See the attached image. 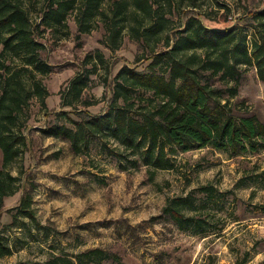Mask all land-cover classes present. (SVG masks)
<instances>
[{
	"label": "trees",
	"instance_id": "1",
	"mask_svg": "<svg viewBox=\"0 0 264 264\" xmlns=\"http://www.w3.org/2000/svg\"><path fill=\"white\" fill-rule=\"evenodd\" d=\"M204 1L110 0L105 8L106 0H0V212L4 200L20 191L23 172L13 175L11 169L27 148L32 104L44 116L50 114L43 79L54 69L43 57L42 40L67 39L70 18L78 47L83 36L101 25L99 43L110 54L119 51L125 39L137 47L134 66L115 71L101 50L87 53L59 89L61 110L39 130L42 136L67 143L74 156L96 148L122 170L124 162L133 169L145 167L151 181L157 172L175 169L173 159L179 152L210 148L229 158L264 152V120L237 115L232 104L249 69L264 83V8L249 13L243 26L216 30L203 25L199 15L208 19L205 14L191 13ZM100 73L110 96L104 111L94 115L87 109L99 101L86 98V93ZM196 193L210 200L216 190L203 186L184 197L168 198L162 214L179 230L202 235L212 228L199 214ZM32 204L31 194L25 193L11 225L21 217L46 230ZM10 255L12 246L0 232V259ZM105 262L120 264L121 259L93 248L76 254L52 252L44 262L32 264Z\"/></svg>",
	"mask_w": 264,
	"mask_h": 264
},
{
	"label": "rangeland",
	"instance_id": "2",
	"mask_svg": "<svg viewBox=\"0 0 264 264\" xmlns=\"http://www.w3.org/2000/svg\"><path fill=\"white\" fill-rule=\"evenodd\" d=\"M262 8L264 0H205L199 11L191 13L205 14L208 19L199 18L207 28L223 30L243 26L249 13ZM69 27L67 39L55 43L46 36L42 40L43 57L54 69L43 79L50 114L44 116L35 103L31 106L27 148L11 169L13 175L23 172L20 191L4 200L0 212V232L12 246V255L0 259V264L40 263L52 252L76 254L93 248L118 255L120 264H264V152L237 158L210 148L179 152L173 159L175 169L157 172L151 181L145 167L133 169L124 162L126 170H122L114 158L96 148L88 155L74 156L67 143L41 135L39 130L52 120L51 114L61 110L59 89L74 76L87 53L101 50L115 71L134 66L137 47L127 39L110 54L99 43L101 25L83 36L79 47L72 18ZM100 75L93 77L86 93V98L99 101L87 109L94 115L104 111L110 96ZM232 104L237 115L264 120V83L253 69L244 74ZM1 164L0 152V169ZM203 186L216 190L210 200L195 194L199 214L212 231L192 235L179 230L162 209L168 198L184 197ZM27 192L46 230L21 217L11 225L15 208Z\"/></svg>",
	"mask_w": 264,
	"mask_h": 264
}]
</instances>
